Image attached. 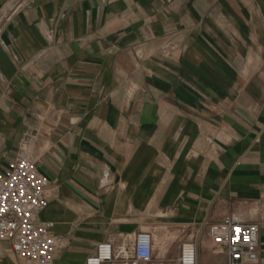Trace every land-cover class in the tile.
Returning <instances> with one entry per match:
<instances>
[{
	"label": "crops",
	"instance_id": "crops-1",
	"mask_svg": "<svg viewBox=\"0 0 264 264\" xmlns=\"http://www.w3.org/2000/svg\"><path fill=\"white\" fill-rule=\"evenodd\" d=\"M19 154L48 180L50 264L107 243L130 264L140 232L156 264L185 242L228 264L208 229L230 215L264 264V0H0V164Z\"/></svg>",
	"mask_w": 264,
	"mask_h": 264
},
{
	"label": "built area",
	"instance_id": "built-area-1",
	"mask_svg": "<svg viewBox=\"0 0 264 264\" xmlns=\"http://www.w3.org/2000/svg\"><path fill=\"white\" fill-rule=\"evenodd\" d=\"M48 180L37 170L35 159L19 154L6 167L0 164V241L12 242V251L21 259L36 264H50L58 249L51 224L37 222L35 215L47 206ZM258 226L242 222L230 215L209 226L208 236L216 245L224 246L228 264H243L257 257ZM130 264L153 262L151 235L140 232L131 239ZM123 254L114 253L111 244H101L85 264H104ZM177 264H196L192 243L181 245Z\"/></svg>",
	"mask_w": 264,
	"mask_h": 264
},
{
	"label": "rangeland",
	"instance_id": "rangeland-1",
	"mask_svg": "<svg viewBox=\"0 0 264 264\" xmlns=\"http://www.w3.org/2000/svg\"><path fill=\"white\" fill-rule=\"evenodd\" d=\"M0 244H2V242L0 241ZM128 255V251H127V253H124V256L126 257Z\"/></svg>",
	"mask_w": 264,
	"mask_h": 264
}]
</instances>
